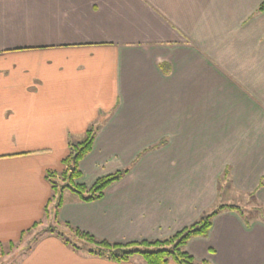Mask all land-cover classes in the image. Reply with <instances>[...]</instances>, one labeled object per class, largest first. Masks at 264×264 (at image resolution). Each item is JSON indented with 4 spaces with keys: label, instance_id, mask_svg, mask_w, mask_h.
<instances>
[{
    "label": "crops",
    "instance_id": "1",
    "mask_svg": "<svg viewBox=\"0 0 264 264\" xmlns=\"http://www.w3.org/2000/svg\"><path fill=\"white\" fill-rule=\"evenodd\" d=\"M262 1L0 0V243L43 218L45 172L63 170L68 143L94 123L80 182L128 171L98 200L64 195L61 223L129 243L188 226L224 204V187L264 205ZM185 249L207 264H264V223L222 211ZM12 261L143 264L54 234Z\"/></svg>",
    "mask_w": 264,
    "mask_h": 264
},
{
    "label": "trees",
    "instance_id": "2",
    "mask_svg": "<svg viewBox=\"0 0 264 264\" xmlns=\"http://www.w3.org/2000/svg\"><path fill=\"white\" fill-rule=\"evenodd\" d=\"M259 8H264V0L261 2ZM99 127V123L90 124L81 140L68 143V153L61 160L64 166L63 170H48L45 172V179L50 186L51 193L44 206L43 218L34 222L29 228L23 230L15 242L0 243V257L3 258V256H7L12 249H15L16 245L20 243L33 228L41 225V221L46 218V215H48L50 211H52L54 223L57 226H64L77 237L78 240L75 242L69 240V238H64L60 232L48 226L41 233L36 235L35 238H32L33 244L32 242L29 244L27 251L31 249L32 245H34L40 237L47 234H54L73 251L85 252L118 263L129 262L133 259V256L138 255L143 264H168L170 261L174 264H207L206 261L195 260L186 251L185 246L188 240L193 237L207 236L212 226L213 218L220 212L232 211L236 213L246 227L250 226V224L255 221L264 223V205L257 202L254 194H249L247 197L250 201V205H218L213 210L203 213L196 221L188 226L160 239L116 243L96 238L67 223H61L58 219V210L63 203L65 192H69L72 196L83 202L98 200L104 195L105 190L110 184L120 180L128 171L127 169L118 170L114 173L99 177L89 186L80 182L81 171L79 169V163L84 156L91 151ZM74 156L75 166L71 171L70 163Z\"/></svg>",
    "mask_w": 264,
    "mask_h": 264
},
{
    "label": "rangeland",
    "instance_id": "3",
    "mask_svg": "<svg viewBox=\"0 0 264 264\" xmlns=\"http://www.w3.org/2000/svg\"><path fill=\"white\" fill-rule=\"evenodd\" d=\"M64 195H65L66 199H68L72 196L69 192H65ZM219 198H220V203H224V204H236V205H242V206L250 205V201L248 200V198H245L243 196H239L238 194L234 193L233 191H228V189H226L225 187L222 189ZM218 205H220V204H218ZM41 222H42L41 225H38L37 227L33 228L28 233V235H26L24 237V239L21 240L20 243H18V244L16 243L17 245H16L15 249H12L10 251L11 254L9 253L7 256H3V258L0 257V264H11L13 262L12 260H14L16 258L18 260V255L27 251L29 244L33 241L32 238H35L36 235L41 233L48 226H50L51 228L60 232L64 238H67V239L69 238V240H71V241L73 240L75 242L78 240V238L75 237L64 226H60V225L57 226L54 223L53 218H52V211H50V213L48 215H46V218H44ZM32 244H33V242H32ZM133 258L137 259V258H140V256L135 255V256H133Z\"/></svg>",
    "mask_w": 264,
    "mask_h": 264
},
{
    "label": "water",
    "instance_id": "4",
    "mask_svg": "<svg viewBox=\"0 0 264 264\" xmlns=\"http://www.w3.org/2000/svg\"><path fill=\"white\" fill-rule=\"evenodd\" d=\"M75 166V156L72 158L71 163H70V170L72 171Z\"/></svg>",
    "mask_w": 264,
    "mask_h": 264
}]
</instances>
